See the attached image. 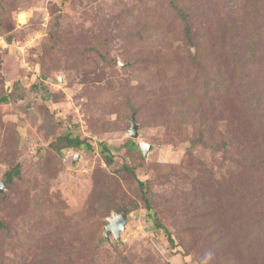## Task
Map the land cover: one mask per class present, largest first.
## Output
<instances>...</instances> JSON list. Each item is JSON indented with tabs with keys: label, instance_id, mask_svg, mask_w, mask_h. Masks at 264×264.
<instances>
[{
	"label": "rangeland",
	"instance_id": "1",
	"mask_svg": "<svg viewBox=\"0 0 264 264\" xmlns=\"http://www.w3.org/2000/svg\"><path fill=\"white\" fill-rule=\"evenodd\" d=\"M0 96V264H264V0H0Z\"/></svg>",
	"mask_w": 264,
	"mask_h": 264
},
{
	"label": "trees",
	"instance_id": "2",
	"mask_svg": "<svg viewBox=\"0 0 264 264\" xmlns=\"http://www.w3.org/2000/svg\"><path fill=\"white\" fill-rule=\"evenodd\" d=\"M8 102L9 101H8L7 97L0 96V103H8ZM62 140L65 142V147H67V148H71V147L77 148V149L82 148L88 152H94L95 151L93 144H92L91 140H89V139L81 140L79 137H74L71 133H66L65 136L62 137ZM128 144H129V148L132 150L139 151L141 149L140 145H138L133 140H130L128 142ZM195 144L206 146L209 148L215 147L214 143L211 140H209V138H205V136H203V135L200 136L199 140ZM99 147H100V153L103 154V156L106 158L107 162L112 163L113 162V155L111 154L110 148L105 143H102V142H100ZM127 171H129L130 173L135 172L134 169L130 168L129 166L127 167ZM19 174H20V170H19V166H17L12 172H8L6 174L7 181L8 182L11 181L13 179V176H15V175L18 176ZM145 186H146V184L141 183V188H143ZM144 198H145V201L147 203L148 218L150 219V221H152L154 223L156 229H162L163 227L161 224H159L157 222V220L155 218V214L152 212V207L150 205V201L146 198L145 194H144ZM169 239L171 242H173L171 237Z\"/></svg>",
	"mask_w": 264,
	"mask_h": 264
},
{
	"label": "water",
	"instance_id": "3",
	"mask_svg": "<svg viewBox=\"0 0 264 264\" xmlns=\"http://www.w3.org/2000/svg\"><path fill=\"white\" fill-rule=\"evenodd\" d=\"M131 129H130V136L132 138H138V129L139 126L136 122V118L133 116L131 120ZM140 148L144 154H146L149 149H151V146L141 142ZM5 188V183L3 180H0V192L4 191ZM127 225V219L124 214H119V215H113L112 217L108 218V225L106 226V233L105 236L106 238H109L110 236L113 235L115 240H120L122 232L125 230Z\"/></svg>",
	"mask_w": 264,
	"mask_h": 264
}]
</instances>
